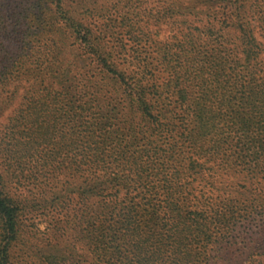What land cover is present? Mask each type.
I'll use <instances>...</instances> for the list:
<instances>
[{"label": "trees", "instance_id": "1", "mask_svg": "<svg viewBox=\"0 0 264 264\" xmlns=\"http://www.w3.org/2000/svg\"><path fill=\"white\" fill-rule=\"evenodd\" d=\"M74 1L0 0V264H264V0Z\"/></svg>", "mask_w": 264, "mask_h": 264}, {"label": "rangeland", "instance_id": "2", "mask_svg": "<svg viewBox=\"0 0 264 264\" xmlns=\"http://www.w3.org/2000/svg\"><path fill=\"white\" fill-rule=\"evenodd\" d=\"M9 1L11 2V0H9ZM83 1H85V2L80 3V0L74 1V3L72 5H74V7L76 8V11L79 12L80 14L84 15L86 12L85 10H88L85 15L91 16V14L88 12L93 7L92 0H83ZM68 4H71V3H68ZM83 4L85 5V7H83ZM105 4L108 5L107 8H109L110 10L109 11H103L101 14L104 17H102V16L96 17V18H94L95 20L92 21V23H90V26L94 30L97 29L96 33H98V29H100L103 26V22L108 21L109 18H115V15H116V12L112 11L110 8L112 3L110 1H105ZM178 5L179 6L176 8V12H178V13H191V15H193L196 11H199L200 9H202V11H203L206 8V6H203L202 3H200L199 1L197 2V0H181L178 3ZM46 8H47L48 12L49 11L53 12L52 5H48V6H46ZM86 8H89V9H86ZM216 8H217L216 5H211V8L209 10H205L204 12L207 14H211L216 10ZM42 25L43 24L39 23L37 26L42 27ZM58 25H60V24H58ZM99 36H100L99 39L101 40V44L106 48L107 51H111V54H112L111 56L115 60V62L118 63L119 66L126 67L128 64V61L130 60V56H128L129 55L128 51H126L127 53L123 52L125 49L122 50L120 48L119 43H118L120 38L122 37V32L118 29L114 30L113 32L101 31ZM40 41H41V43L46 42L44 37H41ZM70 43H73L74 46L77 48H79V46H80L79 43L74 42V40H72V39H70ZM82 43H85V41L82 40ZM82 43H81V45H82ZM86 60H88V59H86ZM9 63H10V60H9ZM12 67H13V63H10L7 65L6 71L10 72V74H11ZM10 74L8 73L7 75L4 76L2 73H0V82H1V79H3V78H6L9 81L10 77H11ZM23 77L25 78L26 76L23 75ZM3 86L4 87H3L2 92L4 94H8L11 86H9L7 83H5V85H3ZM17 101H18V99L16 98L15 101L13 103H11V105L10 104L7 105L2 112L0 111V136L2 134L1 131H3V127L7 122V118L10 115H12L11 111L17 107ZM10 186L11 187L15 186L13 181L10 182ZM24 187H26V184L24 185ZM30 187L33 188L32 186L29 185V188ZM26 188H28V187H26ZM32 190H33V193H36L39 189H37V190L32 189ZM227 197H228V195H227ZM246 197H248V195L244 194L242 196V199L246 198ZM254 198H256V197H254ZM252 203L258 204V200L255 199V200H253ZM61 215L62 214L60 212V207L58 205H56L55 203L51 202V203L47 204L43 209L38 210L32 216L33 217L32 219L35 221L36 227L38 228V230L40 232H43V231H46V232L49 231L50 232L51 229L53 228L54 224L57 222V220L59 218H61ZM44 238L46 240V238L48 239L51 237L46 233ZM28 264H31V262ZM221 264H228V262L225 261L224 263H221Z\"/></svg>", "mask_w": 264, "mask_h": 264}]
</instances>
